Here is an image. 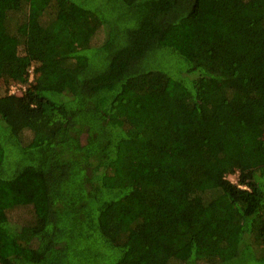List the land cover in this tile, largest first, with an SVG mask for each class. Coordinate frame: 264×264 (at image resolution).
Returning a JSON list of instances; mask_svg holds the SVG:
<instances>
[{
	"label": "trees",
	"instance_id": "obj_1",
	"mask_svg": "<svg viewBox=\"0 0 264 264\" xmlns=\"http://www.w3.org/2000/svg\"><path fill=\"white\" fill-rule=\"evenodd\" d=\"M0 264H264V0H0Z\"/></svg>",
	"mask_w": 264,
	"mask_h": 264
},
{
	"label": "rangeland",
	"instance_id": "obj_2",
	"mask_svg": "<svg viewBox=\"0 0 264 264\" xmlns=\"http://www.w3.org/2000/svg\"><path fill=\"white\" fill-rule=\"evenodd\" d=\"M167 65H169V64H167ZM229 179L232 181V182H236V177H234V176H231V177H229Z\"/></svg>",
	"mask_w": 264,
	"mask_h": 264
},
{
	"label": "built area",
	"instance_id": "obj_3",
	"mask_svg": "<svg viewBox=\"0 0 264 264\" xmlns=\"http://www.w3.org/2000/svg\"><path fill=\"white\" fill-rule=\"evenodd\" d=\"M11 93L15 94V88L11 89Z\"/></svg>",
	"mask_w": 264,
	"mask_h": 264
}]
</instances>
